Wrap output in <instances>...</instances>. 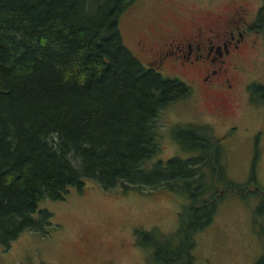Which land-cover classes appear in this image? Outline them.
Wrapping results in <instances>:
<instances>
[{"label":"trees","instance_id":"16d2710c","mask_svg":"<svg viewBox=\"0 0 264 264\" xmlns=\"http://www.w3.org/2000/svg\"><path fill=\"white\" fill-rule=\"evenodd\" d=\"M132 1L0 0L3 247L22 230L46 233L51 213L37 208L38 200L59 199L87 182L121 191L166 188L185 199L173 231L134 230L151 264H193V234L210 222L227 191L257 192L254 212L264 217L253 169L245 181L229 178L221 145L205 125L175 131L193 154L146 164L158 150L160 109L188 89L123 44L117 18ZM255 23L264 28V2ZM247 89L251 101H264V84ZM252 264H264V253Z\"/></svg>","mask_w":264,"mask_h":264},{"label":"rangeland","instance_id":"374dc122","mask_svg":"<svg viewBox=\"0 0 264 264\" xmlns=\"http://www.w3.org/2000/svg\"><path fill=\"white\" fill-rule=\"evenodd\" d=\"M244 1L254 7L260 0H174V4L178 15L185 17L190 12L209 15L212 9ZM131 3L126 9L136 4L145 13L166 0ZM128 10L117 18L123 44L141 63L157 65L162 75L179 76L188 82L175 72L172 54L159 57L153 47H135L128 28ZM259 35H264V28ZM260 39L263 42L255 48L256 65L250 59L244 62L221 113L203 98L196 84L160 109L155 126L158 150L145 160L147 165L171 155L184 158L193 154L175 139V131L188 124L205 125L221 145L227 176L245 181L252 168L254 181L264 195V101H251L247 87L242 86L247 80L264 84V38ZM253 185L250 183L249 188ZM259 198L251 190L244 196L227 191L210 222L193 234V264H252L264 253V217L254 212ZM184 202L180 194L166 188L121 191L104 189L93 182H87L80 191L69 188L59 199L37 201V208L51 213V225L46 233L22 230L7 247L0 244V264H151L150 249L136 244L134 230L157 227L160 233L173 231ZM81 235L91 240L88 251L81 245Z\"/></svg>","mask_w":264,"mask_h":264},{"label":"flooded vegetation","instance_id":"af4514ba","mask_svg":"<svg viewBox=\"0 0 264 264\" xmlns=\"http://www.w3.org/2000/svg\"><path fill=\"white\" fill-rule=\"evenodd\" d=\"M263 2L260 0L254 7L248 1L229 3L212 9L209 15L195 16L190 12L185 17L178 15L174 0H166L145 13L135 7L134 0L131 11L125 10L129 11L128 28L135 47H153L160 53L159 57L172 54L175 72L188 82L177 77L187 89L198 85L203 98L221 113L244 62L250 59L256 65L258 60L255 48L259 41L263 42L260 38L264 35L260 37L263 26L255 23V17ZM253 82L247 80L242 86L245 88ZM80 242L84 250L92 247L91 240L84 235Z\"/></svg>","mask_w":264,"mask_h":264}]
</instances>
